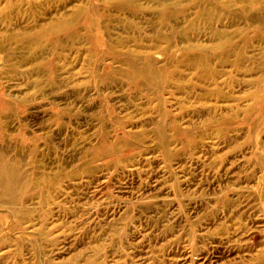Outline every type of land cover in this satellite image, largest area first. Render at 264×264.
<instances>
[{"label":"rangeland","instance_id":"1","mask_svg":"<svg viewBox=\"0 0 264 264\" xmlns=\"http://www.w3.org/2000/svg\"><path fill=\"white\" fill-rule=\"evenodd\" d=\"M0 264H264V0H0Z\"/></svg>","mask_w":264,"mask_h":264}]
</instances>
